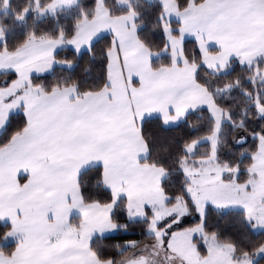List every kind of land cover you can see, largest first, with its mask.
<instances>
[{
  "label": "crops",
  "instance_id": "obj_1",
  "mask_svg": "<svg viewBox=\"0 0 264 264\" xmlns=\"http://www.w3.org/2000/svg\"><path fill=\"white\" fill-rule=\"evenodd\" d=\"M58 1L67 6L79 0ZM145 1L163 8L167 47L162 55L172 57L170 68L152 69L158 55L139 39L136 14L123 0L128 14L111 17L100 3L95 17L69 42L39 41L13 55L0 53L1 61L12 60L22 70L54 59L64 49L80 54L104 36L114 39L103 91L80 96L75 88L50 94L34 89L27 94L28 126L0 149V220L12 226L8 237L17 244L12 256L0 253V264H102L91 244L116 234L112 215L120 201H126L128 215L143 207L146 216L157 200L166 203L161 191L166 172L143 163L148 149L141 127L148 119L160 118L166 127H174L190 113L208 110L215 120L214 133L204 140L210 142L211 153L199 167H184L188 190L204 187L205 179L212 180L214 190L231 182L224 179L229 170L216 158L224 113L197 82L183 45L196 42L202 64L212 72L226 71L233 60L246 64L263 57L264 0H205L200 5L192 0L184 11L175 0ZM172 22L179 25L178 37ZM2 38L0 30V44ZM263 165L264 139L251 171ZM96 166L102 167L104 185L113 196L109 206L82 200L79 177Z\"/></svg>",
  "mask_w": 264,
  "mask_h": 264
},
{
  "label": "trees",
  "instance_id": "obj_2",
  "mask_svg": "<svg viewBox=\"0 0 264 264\" xmlns=\"http://www.w3.org/2000/svg\"><path fill=\"white\" fill-rule=\"evenodd\" d=\"M53 1L0 0V30L3 37L0 53L16 54L32 41L69 42L83 23L95 17L100 3L111 17L124 16L130 11L121 6L122 0H79L53 16L41 18L36 8L44 9ZM123 1L130 2L136 14L139 39L153 54L158 55L151 62L152 69L157 71L172 67V57L162 55L167 47L162 6L145 0ZM175 1L180 11L192 4V0ZM204 1L194 0L193 3L200 5ZM170 25L174 29L173 35L178 37L179 25L175 22ZM113 43V37L107 35L80 54L71 49L58 52L54 60L59 64L48 74L33 75L30 85L45 94L66 88H75L80 96L103 91L108 87L109 53ZM183 54L186 61L195 66L197 82L209 92L216 107L224 113L216 156L218 164L229 170L224 179L245 185L251 178L254 156L264 139V56L253 65H243L233 60L226 71L212 72L202 64L196 42L185 41ZM17 78L14 72L2 73L0 87H8ZM27 126L28 115L24 109L11 114L0 134V149L9 146ZM214 128L215 120L206 109L190 113L174 127H166L160 118L148 119L141 127V135L148 149V157L143 163L162 169L167 175L161 186L166 206L173 207L179 200H184L189 208L188 216L169 230L166 242L177 232L202 225L205 235L215 237L219 244L233 248V261L240 263L250 258L255 260L253 264H264V257L256 259V253L264 246V232H255L244 212L221 211L208 206L204 216H199L187 193L189 181L184 167H199L201 160L210 156L211 144L204 140L212 136ZM240 140L245 141L239 143ZM194 144L198 145L192 149ZM78 184L84 204L109 206L113 203L112 193L104 185L101 166L82 172ZM146 213L148 219L132 221L126 201L119 202L112 215L116 234L96 238L91 244V251L102 264L120 263L130 253L127 245L131 241L139 245L151 241L152 237L148 235L151 209L148 208ZM11 230L10 224L0 220V253L8 257L12 256L17 245L9 240ZM193 243L205 258L207 249L201 239L195 238Z\"/></svg>",
  "mask_w": 264,
  "mask_h": 264
},
{
  "label": "rangeland",
  "instance_id": "obj_3",
  "mask_svg": "<svg viewBox=\"0 0 264 264\" xmlns=\"http://www.w3.org/2000/svg\"><path fill=\"white\" fill-rule=\"evenodd\" d=\"M72 5L66 6L58 0H54L51 5L44 9L36 8V11L41 18H45ZM5 10H7V6ZM31 43L33 44V41ZM259 58L250 60L243 65H253ZM13 64L12 60L1 61L0 59V73L14 72L18 75L16 82L0 90V124L2 122L0 133L5 127L9 113L19 112L22 107H25L27 112V94L35 89L30 85L31 77L48 74L59 63L54 59H49L33 68L22 70ZM195 180L199 182V179ZM210 181L212 182V180ZM210 181L205 179L201 181L205 185L204 187L201 186L199 189L191 187L188 190L199 216H204L209 205L221 211H242L246 214L255 232H264V165L251 171V178L245 185L231 181L227 183L224 190H214V187L210 186ZM149 209L152 212L151 224L148 229V235L152 237L151 241L143 245L134 241L129 242L127 246L130 253L117 264H126L131 260L138 262L140 257L144 258L146 264H253L255 262L250 258H246L240 263L233 261V248L230 245L219 244L215 237L205 235L202 225L175 233L167 243L166 238L169 230L188 216L189 208L184 200H179L173 207H167L166 203L159 199ZM129 218L132 221L148 219L143 207H136L129 213ZM195 238L201 239L206 247L207 256L205 258L200 255L193 243ZM263 257L264 246L256 253L257 260ZM140 263H143L142 260Z\"/></svg>",
  "mask_w": 264,
  "mask_h": 264
},
{
  "label": "flooded vegetation",
  "instance_id": "obj_4",
  "mask_svg": "<svg viewBox=\"0 0 264 264\" xmlns=\"http://www.w3.org/2000/svg\"><path fill=\"white\" fill-rule=\"evenodd\" d=\"M141 260L143 263H140ZM126 264H146V262H145L143 257H140L138 262H137V260H131V261L126 262Z\"/></svg>",
  "mask_w": 264,
  "mask_h": 264
},
{
  "label": "water",
  "instance_id": "obj_5",
  "mask_svg": "<svg viewBox=\"0 0 264 264\" xmlns=\"http://www.w3.org/2000/svg\"><path fill=\"white\" fill-rule=\"evenodd\" d=\"M245 140H240L239 143H244Z\"/></svg>",
  "mask_w": 264,
  "mask_h": 264
},
{
  "label": "snow or ice",
  "instance_id": "obj_6",
  "mask_svg": "<svg viewBox=\"0 0 264 264\" xmlns=\"http://www.w3.org/2000/svg\"><path fill=\"white\" fill-rule=\"evenodd\" d=\"M25 118H27V117H25Z\"/></svg>",
  "mask_w": 264,
  "mask_h": 264
}]
</instances>
